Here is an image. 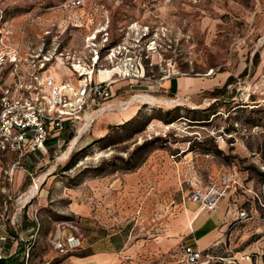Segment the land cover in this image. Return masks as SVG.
Returning <instances> with one entry per match:
<instances>
[{
  "label": "rangeland",
  "instance_id": "obj_1",
  "mask_svg": "<svg viewBox=\"0 0 264 264\" xmlns=\"http://www.w3.org/2000/svg\"><path fill=\"white\" fill-rule=\"evenodd\" d=\"M65 1L0 0V28L13 31L0 48V76L12 69L13 48L18 74L51 59L42 77L73 86L71 65L90 55L89 37L101 47L106 34L126 50L98 61L104 76L113 73L112 98L67 123L50 151L31 158L20 186L0 192V235L17 241L5 243L17 254L8 264H53L62 258L52 244L57 233L120 232L144 249L172 237L182 199L209 181L220 187L223 174L233 183L216 210L220 237L198 264H264V0H82L64 10ZM127 60L142 79L120 77ZM101 73L94 80L103 81ZM175 78L197 84L178 95L162 86ZM132 96L136 120H108ZM91 114L99 116L75 138ZM178 246L148 248L143 260L186 264Z\"/></svg>",
  "mask_w": 264,
  "mask_h": 264
},
{
  "label": "built area",
  "instance_id": "obj_2",
  "mask_svg": "<svg viewBox=\"0 0 264 264\" xmlns=\"http://www.w3.org/2000/svg\"><path fill=\"white\" fill-rule=\"evenodd\" d=\"M82 5V0H67L60 7L64 10H75ZM12 36L11 29L0 28V48L4 47V42ZM106 37L105 34L101 47L94 42V37L87 39L90 55L83 59L82 64L78 62L76 65H71L78 77L74 86L67 82L57 84L51 77L43 78L41 73L45 71V65L51 62V59H46L44 56V62H41L38 68L26 74H18L19 49H11L8 62L12 65V69L6 76H0V153L14 155V158L3 170V184L12 181L15 171H27L26 167L31 163L30 155L35 153L45 155L46 142L50 137L58 136L65 124L74 125L80 122L87 111L98 107L100 102L112 98L110 80L101 82L94 80V75L101 71L98 66V61L101 59L99 51L103 50V59L111 60L122 56L126 48L121 44L109 46ZM57 55L61 58L66 56L70 58L62 52ZM75 66H78V69ZM141 72L142 70L138 69L131 60L119 66V74L123 79H142ZM11 77L13 79L9 81ZM47 89L50 91L49 95ZM94 120L95 118L90 122L89 127ZM231 183H233L232 179L223 174L220 177V187L216 182L209 181L205 188L190 192L187 201L197 203L203 211L214 212L225 195V189H228ZM8 240L17 244L14 237L7 238L0 235L2 245ZM52 244L57 255L63 257L81 248V237L70 234L62 239L61 235H58ZM29 250L26 248L24 253H29ZM178 252L186 264L202 263L209 258L207 251H200L191 244L181 243ZM26 256L28 258V255ZM0 260H7L1 251Z\"/></svg>",
  "mask_w": 264,
  "mask_h": 264
},
{
  "label": "crops",
  "instance_id": "obj_3",
  "mask_svg": "<svg viewBox=\"0 0 264 264\" xmlns=\"http://www.w3.org/2000/svg\"><path fill=\"white\" fill-rule=\"evenodd\" d=\"M108 75L109 74L106 73V76L102 75L100 79H103V81L111 80L113 73L112 75ZM196 84L197 81L194 78H175L167 79L162 83V86L167 90L171 88L176 94L180 95L179 93L183 94V92L189 88H193ZM136 112L137 111L134 112L132 117ZM123 118H125V116L122 111H120L117 116L109 117L108 120L121 121ZM128 119L125 118L124 121ZM36 154L38 153L29 156L30 164H32L33 161L31 158H35ZM13 158L14 155L0 153V192L6 191L7 189L11 190L12 188L16 190L20 186V179L24 175L23 171H15L13 173L12 183L9 184V186H4L3 184V170ZM41 192H45L44 189H42ZM35 193L36 191L31 192V197ZM39 198L40 203L45 201L42 194ZM180 206L183 211L178 220H176L169 229L172 234L170 238H157L153 242L147 241L145 248L141 249L140 246L145 244L143 240L132 244L130 240L121 235L120 232L110 233V231H107L97 235L88 232L81 237V248L79 250L57 259L53 264H147L146 261L143 260V257H146L148 248L155 249L157 252L166 253L172 247H176L181 243L191 244L200 251H207L212 246H215L220 237L219 229H221L219 213L217 211L213 213L203 211L200 209L199 205H197L196 208H188V201L185 200V197L182 199ZM191 221H193L192 226ZM57 235H59V233H57ZM0 251L7 260L17 256L16 250L12 245L9 246L4 244L0 247Z\"/></svg>",
  "mask_w": 264,
  "mask_h": 264
},
{
  "label": "bare ground",
  "instance_id": "obj_4",
  "mask_svg": "<svg viewBox=\"0 0 264 264\" xmlns=\"http://www.w3.org/2000/svg\"><path fill=\"white\" fill-rule=\"evenodd\" d=\"M156 53V52H155ZM75 68L76 69H78V66H75ZM101 77H102V75L106 72V71H102L101 70ZM108 74H109V72H108ZM109 76V75H108ZM112 80V79H111ZM74 83V82H73ZM133 97L134 96H132L131 97V99L129 100V101H127V103H126V105L122 108V113L124 114V116H125V118L126 119H128V118H131L132 117V115L134 114V112L136 111V109L135 108H133V109H128V107L130 106V102L133 100ZM177 102V101H176ZM172 103H175V101L173 100V102ZM110 103H108L107 105H106V107H102V108H100V109H98L97 111H93L92 113L93 114H95V113H97L98 111H102V113L105 111V108H110ZM100 115H101V113H100ZM91 117H88L86 120H84V129H83V131L80 133L79 132V134H78V136H76L75 138H78L79 139V136L80 135H82L83 134V132L89 127V124H90V122L95 118V117H98L99 115H96L95 117H93L92 116V114L90 115ZM84 118H81L80 119V122H83L82 120H83ZM75 146V145H74ZM70 152H71V150H69L68 152H67V155H69L70 154ZM35 183V182H34ZM33 186V185H32ZM191 215V214H190ZM190 218V217H189ZM192 218V217H191ZM192 223V222H191ZM58 236V235H57Z\"/></svg>",
  "mask_w": 264,
  "mask_h": 264
},
{
  "label": "trees",
  "instance_id": "obj_5",
  "mask_svg": "<svg viewBox=\"0 0 264 264\" xmlns=\"http://www.w3.org/2000/svg\"><path fill=\"white\" fill-rule=\"evenodd\" d=\"M116 42V41H115ZM115 42H110L108 45L109 46H115L118 42H116V44H115ZM99 53H100V58H102V56H103V50L102 49H100V51H99ZM230 79V78H229ZM228 79V80H229ZM137 115H138V112L131 118V119H128V120H126V122L123 124V125H128V124H131V123H133L135 120H136V118H137ZM174 121V120H173ZM173 121H171V122H173ZM66 125V124H65ZM141 130H138L137 132H140ZM136 132V133H137ZM54 143H56V137H54V139H52V140H48L47 142H46V148H47V151L49 150H51L52 149V144H54ZM72 158V157H71ZM0 264H8V260H0Z\"/></svg>",
  "mask_w": 264,
  "mask_h": 264
}]
</instances>
